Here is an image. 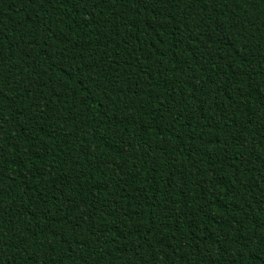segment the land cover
<instances>
[{
    "label": "trees",
    "instance_id": "16d2710c",
    "mask_svg": "<svg viewBox=\"0 0 264 264\" xmlns=\"http://www.w3.org/2000/svg\"><path fill=\"white\" fill-rule=\"evenodd\" d=\"M0 264H264V0H0Z\"/></svg>",
    "mask_w": 264,
    "mask_h": 264
},
{
    "label": "bare ground",
    "instance_id": "6f19581e",
    "mask_svg": "<svg viewBox=\"0 0 264 264\" xmlns=\"http://www.w3.org/2000/svg\"><path fill=\"white\" fill-rule=\"evenodd\" d=\"M123 185V184H122Z\"/></svg>",
    "mask_w": 264,
    "mask_h": 264
}]
</instances>
